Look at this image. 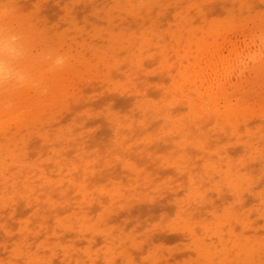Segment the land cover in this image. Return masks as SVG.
Wrapping results in <instances>:
<instances>
[{
    "label": "rangeland",
    "instance_id": "rangeland-1",
    "mask_svg": "<svg viewBox=\"0 0 264 264\" xmlns=\"http://www.w3.org/2000/svg\"><path fill=\"white\" fill-rule=\"evenodd\" d=\"M14 2L72 59L19 132L0 264H264V68L232 72L264 0Z\"/></svg>",
    "mask_w": 264,
    "mask_h": 264
},
{
    "label": "clouds",
    "instance_id": "clouds-1",
    "mask_svg": "<svg viewBox=\"0 0 264 264\" xmlns=\"http://www.w3.org/2000/svg\"><path fill=\"white\" fill-rule=\"evenodd\" d=\"M16 15L14 0H0V93L27 89L47 95L45 74L65 69L72 58L52 47H34L31 34L13 23ZM258 68H264V25L249 35L248 47L232 62L234 74Z\"/></svg>",
    "mask_w": 264,
    "mask_h": 264
},
{
    "label": "bare ground",
    "instance_id": "bare-ground-1",
    "mask_svg": "<svg viewBox=\"0 0 264 264\" xmlns=\"http://www.w3.org/2000/svg\"><path fill=\"white\" fill-rule=\"evenodd\" d=\"M17 27L25 28L27 23L26 17L19 15L15 18ZM230 43V42H228ZM227 44V43H226ZM226 59V58H225ZM229 63L230 60L226 59ZM224 59L214 56L205 64L210 66L211 71L204 74L203 78L209 83L219 75L213 70L216 64L226 62ZM203 62L199 64L202 67ZM227 68L224 74L229 71ZM200 69L196 71L199 74ZM197 74V76H198ZM228 74V73H227ZM207 87V86H206ZM212 90V89H211ZM54 92V91H53ZM51 92L47 95H25L20 100L9 102L12 97L10 93H0V203L8 204L10 200L9 187L15 192L19 191L26 185L27 179L22 175L24 167L27 166V156L20 145L23 141L19 138L20 130L36 126L41 119L42 113H46L55 103V97L62 91ZM35 115H37L35 117ZM19 138V139H18Z\"/></svg>",
    "mask_w": 264,
    "mask_h": 264
}]
</instances>
